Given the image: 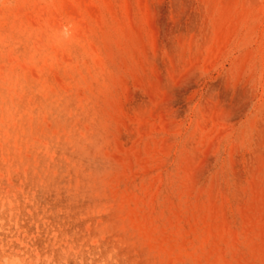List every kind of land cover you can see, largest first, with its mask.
<instances>
[{"label": "rangeland", "instance_id": "rangeland-1", "mask_svg": "<svg viewBox=\"0 0 264 264\" xmlns=\"http://www.w3.org/2000/svg\"><path fill=\"white\" fill-rule=\"evenodd\" d=\"M35 2L0 0V264H264V0H83L60 46Z\"/></svg>", "mask_w": 264, "mask_h": 264}, {"label": "bare ground", "instance_id": "bare-ground-1", "mask_svg": "<svg viewBox=\"0 0 264 264\" xmlns=\"http://www.w3.org/2000/svg\"><path fill=\"white\" fill-rule=\"evenodd\" d=\"M82 1L83 0H58L57 3H55L53 1L47 2V0H43L44 6L42 7H40L41 6L40 2H35L31 4L29 6V8L31 9L30 11L34 13L36 16L41 17L43 16V14H47V17L44 18L43 20L39 19L37 30L41 31V33H46L47 40L51 41L53 44H55V46L68 45L71 43V41L73 42L75 41L77 44H81L82 41H86L84 38H80V36L77 35V32H79L78 28H80L81 26V24L78 22H74L73 28L72 29L70 28L71 36L69 38H65L63 34H57V31L56 32L54 31V26L56 25L54 21H56L58 17H61L60 19H62L66 23L73 22L75 20L74 15L77 9L83 10V12L87 15V17L89 18L91 17L90 14L93 12V9L90 8L89 6H87V8H83L81 5ZM25 6L23 7L21 6V8L15 12V16L17 17V19L26 16L27 8ZM3 17L5 18L4 15ZM55 57H58V55H55Z\"/></svg>", "mask_w": 264, "mask_h": 264}]
</instances>
